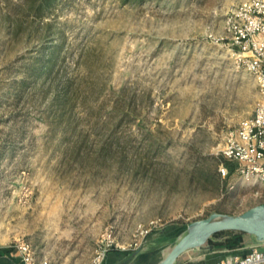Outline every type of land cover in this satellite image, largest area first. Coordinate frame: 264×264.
<instances>
[{
    "label": "rangeland",
    "instance_id": "rangeland-1",
    "mask_svg": "<svg viewBox=\"0 0 264 264\" xmlns=\"http://www.w3.org/2000/svg\"><path fill=\"white\" fill-rule=\"evenodd\" d=\"M39 1L0 0V246L157 264L189 224L261 201L236 162L213 180L261 102L226 24L248 0Z\"/></svg>",
    "mask_w": 264,
    "mask_h": 264
},
{
    "label": "built area",
    "instance_id": "built-area-1",
    "mask_svg": "<svg viewBox=\"0 0 264 264\" xmlns=\"http://www.w3.org/2000/svg\"><path fill=\"white\" fill-rule=\"evenodd\" d=\"M230 45L237 49L239 68L256 81L261 102L255 114L241 122L226 140L222 157L237 163L235 175L250 186H264V0H248L226 20ZM220 174L229 178L231 172L222 164ZM263 249H255L245 257L227 259L214 264H264ZM16 252L23 264H43L37 261L29 243L22 242Z\"/></svg>",
    "mask_w": 264,
    "mask_h": 264
},
{
    "label": "water",
    "instance_id": "water-1",
    "mask_svg": "<svg viewBox=\"0 0 264 264\" xmlns=\"http://www.w3.org/2000/svg\"><path fill=\"white\" fill-rule=\"evenodd\" d=\"M223 232L249 234L264 243V205H257L239 215L214 213L189 224L181 238L157 264H176L184 253L206 247L214 235ZM139 253L140 250L134 252L123 264L133 262Z\"/></svg>",
    "mask_w": 264,
    "mask_h": 264
},
{
    "label": "crops",
    "instance_id": "crops-1",
    "mask_svg": "<svg viewBox=\"0 0 264 264\" xmlns=\"http://www.w3.org/2000/svg\"><path fill=\"white\" fill-rule=\"evenodd\" d=\"M256 189L258 190L264 189V186L259 185L256 187ZM260 198L261 201L257 203V205H261V204L264 205V197L261 196ZM224 240L225 237H220L216 241L223 242ZM242 240L243 242L241 247L234 250H229L225 247L215 248L214 246L210 245L208 242L207 243L208 246L202 249H194L184 253L178 259L176 264H214L217 262L225 261L227 259L245 257L251 254L255 249H263L262 244L258 242L254 236H251L249 234H243ZM150 256L151 255L149 253L147 254L145 252L140 251L137 257H139V259L141 258L146 259ZM20 259L21 258L18 257L17 252L15 250H12L10 246H4V245L0 246V264H23ZM120 260H121L120 253H111L106 264H123L125 262L124 261L120 263L121 262ZM134 262H136V259H134L133 262H131V264Z\"/></svg>",
    "mask_w": 264,
    "mask_h": 264
},
{
    "label": "trees",
    "instance_id": "trees-1",
    "mask_svg": "<svg viewBox=\"0 0 264 264\" xmlns=\"http://www.w3.org/2000/svg\"><path fill=\"white\" fill-rule=\"evenodd\" d=\"M57 0H40L38 3L39 5L36 6V11L38 14L44 13L46 9L48 10L51 8ZM135 1H143V0H123L124 3H130V2H135ZM53 59L50 60L52 62ZM50 62L47 63V65L43 66L41 68V74L42 75H47L51 73L53 70V64H50ZM214 169H213V180H214V187L215 190L220 191L224 187L225 181H227L229 178L223 179L220 174V166L222 164L226 165L228 161H226L223 157L214 158ZM228 168V167H227ZM229 169V168H228ZM232 173V171H230ZM221 177V178H220ZM242 235L243 233L240 232H223L219 233L213 236L212 239H210L209 244L214 246L215 248H227L229 250H234L242 245ZM220 237H225V240L223 242H218L216 241Z\"/></svg>",
    "mask_w": 264,
    "mask_h": 264
}]
</instances>
